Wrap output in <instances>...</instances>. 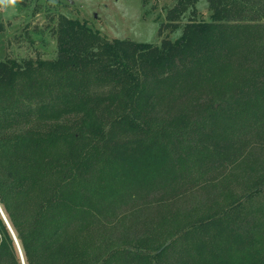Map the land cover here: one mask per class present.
<instances>
[{"label": "trees", "instance_id": "trees-1", "mask_svg": "<svg viewBox=\"0 0 264 264\" xmlns=\"http://www.w3.org/2000/svg\"><path fill=\"white\" fill-rule=\"evenodd\" d=\"M163 1L0 59V264H264V0Z\"/></svg>", "mask_w": 264, "mask_h": 264}, {"label": "rangeland", "instance_id": "rangeland-1", "mask_svg": "<svg viewBox=\"0 0 264 264\" xmlns=\"http://www.w3.org/2000/svg\"><path fill=\"white\" fill-rule=\"evenodd\" d=\"M58 1V2H57ZM167 1H147L144 6L145 19L141 18V0H0V59L7 55L14 58L53 56L55 45L47 25V9L68 17L85 20L87 25L106 39H129L137 42H157V33L163 6ZM153 6V7H152ZM204 6L198 5L202 15L207 14ZM29 40H34L30 44ZM103 89V88H102ZM96 92L101 91L95 87ZM235 175L240 174L235 169ZM264 202V192L260 194Z\"/></svg>", "mask_w": 264, "mask_h": 264}, {"label": "water", "instance_id": "water-1", "mask_svg": "<svg viewBox=\"0 0 264 264\" xmlns=\"http://www.w3.org/2000/svg\"><path fill=\"white\" fill-rule=\"evenodd\" d=\"M0 214H1V216L3 217V219H4V221H5V223H6L7 227H8V229H9L10 232H11V229H10L9 225L7 224L6 219L4 218V216H3L2 212H1V210H0ZM11 234H12V232H11ZM12 236H13V238H14V235H13V234H12ZM18 251H19V249H18Z\"/></svg>", "mask_w": 264, "mask_h": 264}]
</instances>
